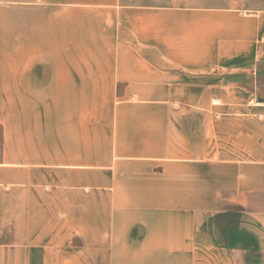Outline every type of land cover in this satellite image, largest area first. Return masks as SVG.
Instances as JSON below:
<instances>
[{
    "label": "crops",
    "instance_id": "crops-1",
    "mask_svg": "<svg viewBox=\"0 0 264 264\" xmlns=\"http://www.w3.org/2000/svg\"><path fill=\"white\" fill-rule=\"evenodd\" d=\"M0 264H264V8L0 0Z\"/></svg>",
    "mask_w": 264,
    "mask_h": 264
},
{
    "label": "rangeland",
    "instance_id": "rangeland-1",
    "mask_svg": "<svg viewBox=\"0 0 264 264\" xmlns=\"http://www.w3.org/2000/svg\"><path fill=\"white\" fill-rule=\"evenodd\" d=\"M129 2H141L146 4H161V5H188V4H205V5H231L237 7L264 8V0H126Z\"/></svg>",
    "mask_w": 264,
    "mask_h": 264
}]
</instances>
